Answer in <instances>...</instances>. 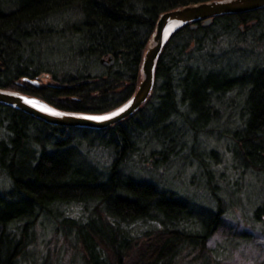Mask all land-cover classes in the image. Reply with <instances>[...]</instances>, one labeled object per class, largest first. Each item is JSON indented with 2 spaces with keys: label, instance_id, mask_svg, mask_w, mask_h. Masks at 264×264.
Wrapping results in <instances>:
<instances>
[{
  "label": "trees",
  "instance_id": "trees-1",
  "mask_svg": "<svg viewBox=\"0 0 264 264\" xmlns=\"http://www.w3.org/2000/svg\"><path fill=\"white\" fill-rule=\"evenodd\" d=\"M198 1L0 2V89L64 111H112L137 86L158 15ZM58 14L64 16L53 23ZM196 22L170 34L148 97L115 123L57 125L0 102V264H17L25 254L38 212L70 200L84 203L87 213L59 222L64 231L72 228L84 264H176L184 243L203 242L214 231L221 203L215 211L196 209L192 200L125 167L146 147L161 162L176 155L183 137L176 121L190 130L216 122L222 96L233 90L246 91L243 124L232 132L235 157L264 172V65L238 73L223 60L236 55L242 28L264 26V7L217 14L205 26ZM108 55L114 61L105 65L100 59ZM190 217L200 232L177 225ZM134 221L158 226L134 234Z\"/></svg>",
  "mask_w": 264,
  "mask_h": 264
},
{
  "label": "rangeland",
  "instance_id": "rangeland-1",
  "mask_svg": "<svg viewBox=\"0 0 264 264\" xmlns=\"http://www.w3.org/2000/svg\"><path fill=\"white\" fill-rule=\"evenodd\" d=\"M62 16H55L53 23ZM251 29L242 28L239 32L241 37L233 44L236 55L223 58L235 72L264 65V26ZM245 94L243 88L224 94L218 120L204 127L190 130L176 121L183 136L182 148L168 160H154L159 155L148 156L146 147L126 164L125 169L135 176L192 200L196 209L215 211L217 202L221 203L222 214L214 231L203 242L184 243L175 257L176 264H264V172L244 165L234 154L232 132L243 124ZM258 207L262 211L257 214ZM86 210L84 203L70 200L38 212L31 243L17 264H84L81 244L72 228L64 231L59 219L67 216L79 220ZM155 222L134 221L131 230L141 234L157 228ZM177 225L188 231H201L191 217Z\"/></svg>",
  "mask_w": 264,
  "mask_h": 264
},
{
  "label": "water",
  "instance_id": "water-1",
  "mask_svg": "<svg viewBox=\"0 0 264 264\" xmlns=\"http://www.w3.org/2000/svg\"><path fill=\"white\" fill-rule=\"evenodd\" d=\"M262 6H264V0H202L161 12L157 17L154 30L141 55V78L130 98L112 111L100 114L64 111L50 106L37 97L5 89H0V102L20 108L52 124L102 128L131 115L146 100L153 87L155 65L159 54L168 37L176 28L185 23H190L191 27H196V21L198 20L205 26L210 24L213 17L217 14L244 12ZM171 22H177L178 24L166 34L167 27ZM100 61L108 65L113 63L114 58L112 55H108L106 58L102 57ZM26 98H36L57 111L50 112L40 109L27 102ZM94 115H99V117H95Z\"/></svg>",
  "mask_w": 264,
  "mask_h": 264
},
{
  "label": "bare ground",
  "instance_id": "bare-ground-1",
  "mask_svg": "<svg viewBox=\"0 0 264 264\" xmlns=\"http://www.w3.org/2000/svg\"><path fill=\"white\" fill-rule=\"evenodd\" d=\"M178 23L177 22H171L166 30V34H168ZM26 101L29 102L30 104L43 109L45 111H50V112H56L57 110L50 107L49 105H47L44 102H41L39 100H37L36 98H26ZM95 117H99V115H94Z\"/></svg>",
  "mask_w": 264,
  "mask_h": 264
},
{
  "label": "flooded vegetation",
  "instance_id": "flooded-vegetation-1",
  "mask_svg": "<svg viewBox=\"0 0 264 264\" xmlns=\"http://www.w3.org/2000/svg\"><path fill=\"white\" fill-rule=\"evenodd\" d=\"M262 7H264V6H262ZM262 7H259V8L253 9V10H258V9H261Z\"/></svg>",
  "mask_w": 264,
  "mask_h": 264
}]
</instances>
